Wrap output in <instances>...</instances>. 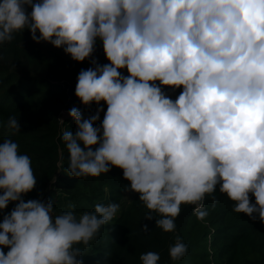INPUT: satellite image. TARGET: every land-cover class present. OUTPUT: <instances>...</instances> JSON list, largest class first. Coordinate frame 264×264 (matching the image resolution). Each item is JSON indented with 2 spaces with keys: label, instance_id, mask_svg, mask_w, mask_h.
<instances>
[{
  "label": "clouds",
  "instance_id": "obj_1",
  "mask_svg": "<svg viewBox=\"0 0 264 264\" xmlns=\"http://www.w3.org/2000/svg\"><path fill=\"white\" fill-rule=\"evenodd\" d=\"M25 29L77 62L91 59L95 67L79 72L75 95L85 106L107 104L100 126L102 105L86 119L69 111L76 131L61 137L69 177L121 168L130 182L124 191L139 193L144 218L156 213L164 232L176 231L182 205L204 220L217 190L234 212L264 223V0H0V47ZM97 40L109 63L92 58ZM164 86L183 90L173 100ZM8 129L21 132L15 116ZM35 185L31 158L3 139L0 210L18 203L0 222V246L9 248H0V264H82L78 257L121 204L97 203L78 215L70 203L53 215L51 199L22 198ZM141 230L150 232L147 224ZM187 252L177 235L171 260ZM140 260L159 264L160 255Z\"/></svg>",
  "mask_w": 264,
  "mask_h": 264
},
{
  "label": "trees",
  "instance_id": "obj_2",
  "mask_svg": "<svg viewBox=\"0 0 264 264\" xmlns=\"http://www.w3.org/2000/svg\"><path fill=\"white\" fill-rule=\"evenodd\" d=\"M92 58L101 65L109 63L99 40ZM90 67H95L91 59L77 62L63 48L46 41H33L29 29L16 33L11 42L0 47V142L11 138L18 143L20 153L31 158L36 185L22 198L25 202L53 200L54 215L67 211L70 203L75 204L78 215L94 210L97 203L121 204L128 192L123 185L130 182L116 166L107 174L87 179L69 177L63 171L68 166L69 154L62 132H75L76 124L71 116L64 123L59 121L69 98L61 82L76 84L79 72ZM119 71L129 74L126 68ZM182 90V86L175 91L164 86L166 95L173 100ZM101 105L104 111L94 123L100 126L107 110L105 102L101 101L100 105L93 102L91 106L81 103L76 108L86 119ZM12 116L19 120V134L13 135L8 129ZM215 196V207L210 197L205 201L209 214L204 220L196 218L191 205H182L175 221L176 231L164 232L156 227L155 217L159 218L156 213L152 220L144 218L149 210L139 201L137 193L127 208L100 229L97 239L91 243L90 253L82 255L83 263L142 264L141 254L153 251L160 255L159 264H264V223L234 212L233 202L218 190ZM251 201L255 203L254 196ZM16 203L10 202L6 209L0 210V222ZM145 224L149 233L141 230ZM177 235L188 245V252L181 260L172 261L169 247ZM0 248L5 253L9 250L5 246Z\"/></svg>",
  "mask_w": 264,
  "mask_h": 264
},
{
  "label": "rangeland",
  "instance_id": "obj_3",
  "mask_svg": "<svg viewBox=\"0 0 264 264\" xmlns=\"http://www.w3.org/2000/svg\"><path fill=\"white\" fill-rule=\"evenodd\" d=\"M69 111H65L64 109L62 110V112H61V119L64 121L67 117H69ZM137 194V192H134V191H128L127 192V194L125 195V197H124V199H123V202L121 203V211L120 212H122L125 208H127L128 206H129V204L132 202V200L134 199V197H135V195ZM130 199V201L127 199ZM53 199H54V197H53ZM47 200H49V199H47ZM46 200V201H47ZM52 203H53V200H52ZM119 212V213H120ZM119 213L117 214V216L119 215ZM55 214V211H54V213H53V215ZM106 228H108V227H106ZM105 228V229H106ZM105 229H103L102 231L104 232V234H105ZM111 229V228H110ZM101 231V232H102ZM97 239V238H96ZM93 242V241H92ZM91 242V243H92ZM81 247H83L82 245H81ZM90 247H88V248H85L84 249V252H85V254H89L90 252ZM78 259H80L81 261H82V264H84L83 263V260H82V256H80V257H78Z\"/></svg>",
  "mask_w": 264,
  "mask_h": 264
},
{
  "label": "water",
  "instance_id": "obj_4",
  "mask_svg": "<svg viewBox=\"0 0 264 264\" xmlns=\"http://www.w3.org/2000/svg\"><path fill=\"white\" fill-rule=\"evenodd\" d=\"M61 84L67 91L68 95V101L64 107L65 111H70L71 108L76 107L78 104H81L82 102L79 100V98L75 95V87L76 84H71L68 81H62Z\"/></svg>",
  "mask_w": 264,
  "mask_h": 264
}]
</instances>
